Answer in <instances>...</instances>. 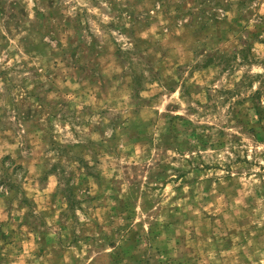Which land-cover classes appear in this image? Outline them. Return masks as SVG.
I'll list each match as a JSON object with an SVG mask.
<instances>
[{
    "label": "rangeland",
    "instance_id": "rangeland-1",
    "mask_svg": "<svg viewBox=\"0 0 264 264\" xmlns=\"http://www.w3.org/2000/svg\"><path fill=\"white\" fill-rule=\"evenodd\" d=\"M0 264H264V0H0Z\"/></svg>",
    "mask_w": 264,
    "mask_h": 264
}]
</instances>
